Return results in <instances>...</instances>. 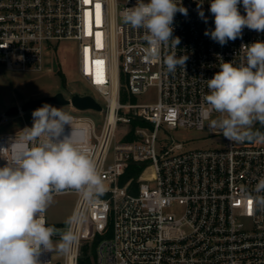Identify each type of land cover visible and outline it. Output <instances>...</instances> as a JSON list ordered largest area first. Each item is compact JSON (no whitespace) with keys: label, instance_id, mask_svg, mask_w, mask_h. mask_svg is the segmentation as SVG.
<instances>
[{"label":"built area","instance_id":"built-area-1","mask_svg":"<svg viewBox=\"0 0 264 264\" xmlns=\"http://www.w3.org/2000/svg\"><path fill=\"white\" fill-rule=\"evenodd\" d=\"M197 2L203 3L207 23L198 15ZM136 3L0 0V67L51 72L47 57L55 45L75 42L79 75L104 103L99 130L91 118L71 115L105 192L91 205L75 190L53 193L77 194L71 217L86 219L71 226L76 240L67 254H59L61 260L53 259L55 252H42L39 259L42 264H264V209H254L249 199L264 177V144L227 140L219 149L186 151L168 133L184 128L222 135L210 127L219 114L209 112L203 101L209 93L206 80L223 61L244 62L242 46L264 41V32L245 27L239 38L221 46L204 35L215 27L210 0H182L188 15L175 14L173 36L181 40L176 54L188 59L185 69L168 73L162 57L170 49L162 48L160 59L149 60L146 31L122 21L124 9ZM238 8L246 14L242 4ZM96 60L104 62L103 83L95 82ZM151 88L158 91L155 102H132ZM71 131L65 125L63 135ZM162 131L168 139L160 137ZM16 134L0 135V148ZM5 163L0 158V167ZM132 164L140 173L122 184ZM46 226H51L47 220ZM52 239L58 241L59 235Z\"/></svg>","mask_w":264,"mask_h":264},{"label":"clouds","instance_id":"clouds-1","mask_svg":"<svg viewBox=\"0 0 264 264\" xmlns=\"http://www.w3.org/2000/svg\"><path fill=\"white\" fill-rule=\"evenodd\" d=\"M197 2L198 15L207 23ZM242 4L245 15L238 5ZM214 30L204 35L224 46L242 35V30L264 32V0H210ZM187 16L182 0H137L134 7L122 12V21L134 29L146 31L147 58L160 59L161 49L170 51L162 57L168 73L185 69L188 56L175 52L181 43L173 36L176 13ZM246 48L244 62L220 64L211 79L209 93L203 96L209 112L218 113L210 127L229 142L251 141L264 144V133L253 130L255 122L264 124V41ZM185 71V70H184ZM33 124L17 132L7 147L0 148V264H42V252L67 254L76 240L74 223H83V214L69 217L68 228L46 226L44 214L52 203L53 193L75 190L90 205L104 194L105 186L83 137L74 129L71 114L50 104L32 112ZM65 125L72 128L63 135ZM249 197L254 209H264V177ZM59 240L53 242V237Z\"/></svg>","mask_w":264,"mask_h":264},{"label":"rangeland","instance_id":"rangeland-1","mask_svg":"<svg viewBox=\"0 0 264 264\" xmlns=\"http://www.w3.org/2000/svg\"><path fill=\"white\" fill-rule=\"evenodd\" d=\"M47 59V67L51 69V72H11L0 67V135L17 133L24 128L32 126V112L35 109H30L15 116H5L6 111L11 107L21 108L31 100L51 97L58 93L68 98L78 93L80 95H92L104 106L99 94L89 87L79 75L77 44L75 42H61L55 45L54 50ZM59 71L62 72L63 77ZM157 98V89L151 88L146 94L132 99V102L145 104L155 102ZM50 105L62 108L65 112L72 115L91 118L98 130L104 120L103 112L94 110L77 111L70 106H60L52 103ZM260 124V122H255L253 128ZM168 133L177 142H183L184 150L186 151L219 149L227 142L222 135L211 136L207 131L178 128L169 130ZM168 133L162 131L160 132V137L168 139ZM130 192L133 194L134 190L131 189ZM77 199L78 196L75 193L53 195L52 203L44 214L47 222L55 228L67 227L66 221L71 217ZM53 259L61 260L62 256L54 253Z\"/></svg>","mask_w":264,"mask_h":264},{"label":"water","instance_id":"water-1","mask_svg":"<svg viewBox=\"0 0 264 264\" xmlns=\"http://www.w3.org/2000/svg\"><path fill=\"white\" fill-rule=\"evenodd\" d=\"M46 103H52L60 106H72L78 111L94 110L102 112L103 110L101 104L92 95H80L76 93L72 95L70 99H67L63 94L58 93L51 97L28 101L21 108L11 107L8 111H6L5 116H15L25 113L30 109L42 107Z\"/></svg>","mask_w":264,"mask_h":264},{"label":"snow or ice","instance_id":"snow-or-ice-1","mask_svg":"<svg viewBox=\"0 0 264 264\" xmlns=\"http://www.w3.org/2000/svg\"><path fill=\"white\" fill-rule=\"evenodd\" d=\"M88 0H85V3H87ZM96 9H97V23H99V9H100V5L97 4L96 5ZM87 15V14H86ZM89 34L90 31H89ZM97 43H98V46L100 44V34L97 33ZM88 50L85 49V71L88 72L89 71V68H88ZM95 65H96V78H95V82L96 83H103L104 80L102 78V68H103V61L102 60H96L95 62ZM249 211L251 212V201H249Z\"/></svg>","mask_w":264,"mask_h":264},{"label":"trees","instance_id":"trees-1","mask_svg":"<svg viewBox=\"0 0 264 264\" xmlns=\"http://www.w3.org/2000/svg\"><path fill=\"white\" fill-rule=\"evenodd\" d=\"M59 73L62 75L63 77V74L61 71H59ZM122 100H126V94H125V91L123 90L122 91ZM254 131H259L261 133H264V124H260V125H257L255 128H253ZM248 144L250 145H256V143L254 142H251V141H248ZM140 173V168L138 165L136 164H132L126 175H125V178H124V181L122 182V184H125L127 181L137 177V175Z\"/></svg>","mask_w":264,"mask_h":264}]
</instances>
